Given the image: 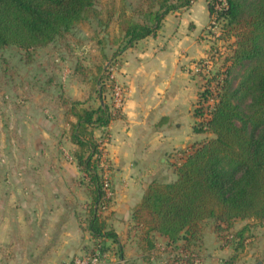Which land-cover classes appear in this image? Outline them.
I'll return each mask as SVG.
<instances>
[{
	"label": "trees",
	"instance_id": "obj_1",
	"mask_svg": "<svg viewBox=\"0 0 264 264\" xmlns=\"http://www.w3.org/2000/svg\"><path fill=\"white\" fill-rule=\"evenodd\" d=\"M193 2L139 0L130 12L123 6L103 13L98 0H0V49L18 46L29 53L30 63L31 51L64 39L84 21L96 20L105 32L97 42L103 45L102 52L104 46L113 43H118L117 51H121L156 36L167 14L188 8ZM208 6L209 27L214 28L209 32L228 44L225 57L215 43L211 46L208 54L212 58L217 54L215 62L222 59L225 69L207 77L195 108L200 119L197 129L214 136L195 145L183 161L175 163V180H154L135 205L133 225L138 230V245L145 252L156 250V234L166 236L171 245L183 240L182 249L193 250L202 238V224L209 220H213L217 233L230 232L232 238L240 240L237 247L244 248L250 225L234 233L235 221L250 219L252 224L264 225V0H208ZM115 20L118 35L110 40L107 34ZM236 66L243 71L235 84L231 75ZM74 72L92 78L102 98L115 83L103 63L93 67L77 59ZM57 87L69 137L76 145L72 159L82 172L80 183L89 195L82 213L94 238L88 255L105 258L110 254L107 241H120L105 214L115 192L107 176L111 161L106 144L110 140L108 127L122 108L115 110L107 101L98 107L86 106V101L67 95L63 85ZM96 129H101L100 136L95 135ZM122 253L118 250L120 256ZM185 262L193 264L189 256Z\"/></svg>",
	"mask_w": 264,
	"mask_h": 264
},
{
	"label": "crops",
	"instance_id": "obj_2",
	"mask_svg": "<svg viewBox=\"0 0 264 264\" xmlns=\"http://www.w3.org/2000/svg\"><path fill=\"white\" fill-rule=\"evenodd\" d=\"M210 21L208 0H194L190 7L167 14L156 36L121 51H117L118 43L109 44L115 57L114 81L126 91L121 115L108 127L106 144L111 161L107 174L115 192L105 214L120 241L108 240L110 254L97 264H127L128 260L140 264L145 260L133 225L135 205L154 180H175V163L214 136L197 129L200 119L195 108L205 79L192 70L215 42L222 41L209 34ZM62 85L67 95L86 101V106L112 103L111 89L102 98L92 78L75 73L74 79ZM57 92L53 120L33 126L36 150L26 156L22 147L10 172L0 175V264H68L87 256L94 245L82 219L89 195L72 159L76 145L70 140L68 119ZM101 134L96 129L95 135ZM130 235L135 237L132 246L128 244ZM156 236L171 245L166 236ZM118 250L123 251L121 256ZM154 251H146V259Z\"/></svg>",
	"mask_w": 264,
	"mask_h": 264
},
{
	"label": "rangeland",
	"instance_id": "obj_3",
	"mask_svg": "<svg viewBox=\"0 0 264 264\" xmlns=\"http://www.w3.org/2000/svg\"><path fill=\"white\" fill-rule=\"evenodd\" d=\"M138 1L98 0L97 6L103 13L108 8L120 10L123 6L130 12ZM102 29L96 20L84 21L64 39L31 51L33 60L30 63L27 62L29 53L18 46L9 45L0 49V175L10 172L12 164L19 160L22 147L26 149V156L32 155L33 149L36 150L33 126L53 120L57 107V86L61 84L62 87L64 81L75 78L77 59L88 61L91 65L114 62L110 46H104L102 52L103 45L97 43L104 36ZM213 29L208 26V31ZM107 35L110 40L116 38L117 20L111 24ZM215 44L225 57L223 52L227 53L228 44L225 41ZM217 57V54L214 55L209 63V72L205 73L207 77L215 70L225 69L222 59L215 62ZM242 71L241 66L233 69L231 76L235 84ZM243 109H247L246 104H243ZM109 179L111 181L110 176ZM252 223L250 219L235 221L234 233L250 225L245 234L248 238L244 248L237 247L240 240L232 238L230 232L217 233L210 220L202 224V238L194 245V254L192 249H182V241L168 245L165 238L156 236L157 248L153 256L146 259L145 251L141 248L145 260L140 264H186L187 256L193 264H264V225ZM128 238V244L132 246L135 237L130 235ZM127 262L133 264L129 260Z\"/></svg>",
	"mask_w": 264,
	"mask_h": 264
},
{
	"label": "built area",
	"instance_id": "obj_4",
	"mask_svg": "<svg viewBox=\"0 0 264 264\" xmlns=\"http://www.w3.org/2000/svg\"><path fill=\"white\" fill-rule=\"evenodd\" d=\"M224 4H225V2H224ZM218 7H219V5H218ZM212 59L213 58L208 54L202 61H197L196 63H194V65L192 66L193 72L203 75L204 79L206 80L207 75L205 73H206V71L209 72L208 67H209V63L211 61H213ZM107 68L111 73V77L113 78L115 61L114 62L111 61V63L109 65H107ZM111 96H112L113 108L115 110L122 108L124 100H125V96H126V91H125L124 87L115 82L113 84V87L111 88ZM107 186H108V184H107ZM108 192L110 193L109 188H108ZM96 253H98V249H96ZM103 258L99 257L98 254H95L92 256L87 255L84 257L75 258L72 261H70L68 264H97Z\"/></svg>",
	"mask_w": 264,
	"mask_h": 264
}]
</instances>
